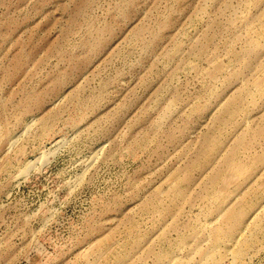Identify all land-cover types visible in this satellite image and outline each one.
<instances>
[{"label": "rangeland", "instance_id": "1", "mask_svg": "<svg viewBox=\"0 0 264 264\" xmlns=\"http://www.w3.org/2000/svg\"><path fill=\"white\" fill-rule=\"evenodd\" d=\"M0 264H264V0H0Z\"/></svg>", "mask_w": 264, "mask_h": 264}]
</instances>
